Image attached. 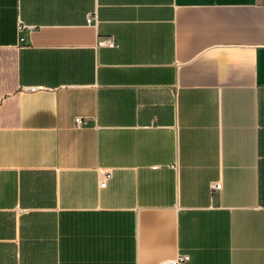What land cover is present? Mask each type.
<instances>
[{"label": "crops", "instance_id": "1", "mask_svg": "<svg viewBox=\"0 0 264 264\" xmlns=\"http://www.w3.org/2000/svg\"><path fill=\"white\" fill-rule=\"evenodd\" d=\"M179 254L264 264V0H0V264Z\"/></svg>", "mask_w": 264, "mask_h": 264}, {"label": "built area", "instance_id": "2", "mask_svg": "<svg viewBox=\"0 0 264 264\" xmlns=\"http://www.w3.org/2000/svg\"><path fill=\"white\" fill-rule=\"evenodd\" d=\"M97 20V14H92L89 16L88 18V22L91 23L93 21ZM25 26H23L22 24L19 25V29H23ZM101 45L103 46H115L116 42L114 40V38H105L103 40H101ZM75 124L77 127H80L82 125H84V120H82L81 118H76L75 119ZM111 177V172H104L103 174V179L101 181L100 186L103 188L106 186L107 181L110 179ZM211 188L212 190H220L222 188V183L221 182H213L211 184ZM190 260V256L187 254H179L175 259L173 260H163L160 264H184L186 262H188Z\"/></svg>", "mask_w": 264, "mask_h": 264}]
</instances>
